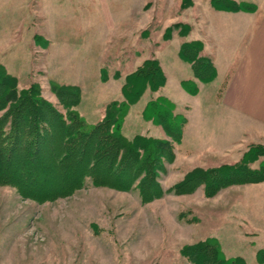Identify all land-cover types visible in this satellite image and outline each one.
Instances as JSON below:
<instances>
[{"label": "rangeland", "instance_id": "374dc122", "mask_svg": "<svg viewBox=\"0 0 264 264\" xmlns=\"http://www.w3.org/2000/svg\"><path fill=\"white\" fill-rule=\"evenodd\" d=\"M212 1L0 0V66L17 79L19 92L38 89L68 119L65 104L72 98L55 88L77 87L81 98L71 110L96 125L123 100L127 76L157 59L165 85L148 88L130 107L122 131L168 139L142 112L159 95L185 119L182 141L172 142L174 158L159 173L157 198L147 200L138 188L97 185L90 177L71 195L44 202L0 184V264H196L189 248L210 240L225 258L264 264V180L213 194L204 184L191 193L176 189L194 173L240 164L250 153L251 169L264 162L252 155L264 148L263 126L249 125L222 101L241 21L224 36L226 23L234 21H225L230 11ZM233 1L253 8L256 0ZM196 41L217 67L210 83L199 82L180 56L184 44ZM185 79L189 88L198 85L196 95L185 90Z\"/></svg>", "mask_w": 264, "mask_h": 264}, {"label": "trees", "instance_id": "16d2710c", "mask_svg": "<svg viewBox=\"0 0 264 264\" xmlns=\"http://www.w3.org/2000/svg\"><path fill=\"white\" fill-rule=\"evenodd\" d=\"M212 2L215 8L232 12L255 10L233 0ZM202 49L200 41L186 43L180 49V56L192 64L199 82L210 83L216 78L217 70L212 59L201 55ZM187 81L190 80L182 81L185 90L196 95L198 85L189 88ZM165 82L159 61H146L127 76L123 100H115L105 119L91 125L71 110L81 98L77 87L55 88L60 97L68 93L72 98L65 104L70 114L66 119L38 95V89L33 92L31 87L19 92L17 79L1 65L0 112H5L0 117V160H3L0 184L13 185L24 197L39 202L71 195L83 186L87 177L97 185L118 190L138 188L147 200L159 197V173L164 161L171 162L174 158L173 143L182 141L184 117L174 111L170 98L159 95L151 97L142 112L145 120L163 128L168 139L147 134L129 137L122 127L130 107L140 101L147 89L157 91ZM247 155V160L240 164L194 173L176 189L179 193H191L204 184L207 194H213L229 185L263 181L264 162L259 169H251L252 156ZM252 155L253 159L264 156V148L256 149ZM189 252L196 264H245L240 258H225L222 249L211 240L189 248Z\"/></svg>", "mask_w": 264, "mask_h": 264}, {"label": "crops", "instance_id": "0c3cea01", "mask_svg": "<svg viewBox=\"0 0 264 264\" xmlns=\"http://www.w3.org/2000/svg\"><path fill=\"white\" fill-rule=\"evenodd\" d=\"M254 2L255 11H230L223 14H230L225 21H234L226 23L228 32L224 36L229 33L231 25L236 21L241 22L240 35H236L238 53L235 69L223 89L222 101L248 120L249 125L264 128V0ZM233 35L234 32L231 41L236 37Z\"/></svg>", "mask_w": 264, "mask_h": 264}]
</instances>
